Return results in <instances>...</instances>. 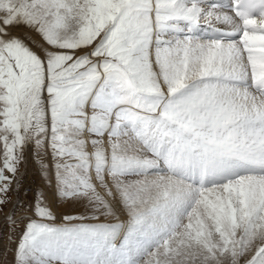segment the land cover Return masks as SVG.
<instances>
[{"label":"snow or ice","instance_id":"6c2138e0","mask_svg":"<svg viewBox=\"0 0 264 264\" xmlns=\"http://www.w3.org/2000/svg\"><path fill=\"white\" fill-rule=\"evenodd\" d=\"M29 153L16 264H264V0H0V210Z\"/></svg>","mask_w":264,"mask_h":264},{"label":"rangeland","instance_id":"374dc122","mask_svg":"<svg viewBox=\"0 0 264 264\" xmlns=\"http://www.w3.org/2000/svg\"><path fill=\"white\" fill-rule=\"evenodd\" d=\"M204 23L203 21L201 22ZM223 27V26H221ZM24 29L17 31L16 35L21 36L25 34ZM30 39L39 40V37L35 34H31ZM7 175V173H6ZM21 181L18 191L17 184L13 182V191L8 193V202L3 206V210H0V264H16V250L20 237L24 230L25 224L28 218L37 219L33 215V205L36 202L37 195L40 194L48 205L49 209L53 212L56 219L54 221H45L55 226H61L64 224L63 217L65 215L80 216L83 214V208L77 207L72 203L65 202L59 197L52 196L49 192L45 191L41 185L44 183L41 179L42 173L36 167L35 160L31 153L28 154V163L20 166V172L17 174ZM19 203V207L17 204ZM13 210H15V219L20 220L23 218L25 224H17L14 229H10L6 224V217H8ZM127 214H123L120 217L121 221H127ZM127 218V219H126ZM39 222V221H38ZM98 222L95 220H74L73 224L85 223L95 224ZM11 236V239H10Z\"/></svg>","mask_w":264,"mask_h":264},{"label":"bare ground","instance_id":"6f19581e","mask_svg":"<svg viewBox=\"0 0 264 264\" xmlns=\"http://www.w3.org/2000/svg\"><path fill=\"white\" fill-rule=\"evenodd\" d=\"M127 218H128V217H127ZM127 218H126V219H127ZM121 220H122V219H121ZM125 221H126V220H125Z\"/></svg>","mask_w":264,"mask_h":264}]
</instances>
